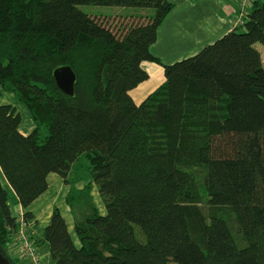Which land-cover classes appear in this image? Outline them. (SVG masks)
Here are the masks:
<instances>
[{"label":"trees","instance_id":"16d2710c","mask_svg":"<svg viewBox=\"0 0 264 264\" xmlns=\"http://www.w3.org/2000/svg\"><path fill=\"white\" fill-rule=\"evenodd\" d=\"M81 6L150 15L115 30ZM173 8L0 0V85L35 123L23 135L20 114L0 105V247L14 264L18 229L3 184L27 209L52 173L71 186L79 244L56 208L36 240L50 264H264V0L244 26L163 64L151 47ZM145 62L163 65L165 82L137 104L131 92L149 79ZM62 66L76 74L74 96L56 85Z\"/></svg>","mask_w":264,"mask_h":264},{"label":"crops","instance_id":"0c3cea01","mask_svg":"<svg viewBox=\"0 0 264 264\" xmlns=\"http://www.w3.org/2000/svg\"><path fill=\"white\" fill-rule=\"evenodd\" d=\"M168 1L174 5V8L172 12L163 21V23L160 25L158 30V39L155 43H173V44L196 43L195 47H197L200 43H210V44L214 43L219 38H221L225 34L233 31L236 27H238L236 25V21L234 17L236 14L234 13V11L236 10V6L239 0H223L224 3L229 5L230 14H231V17L229 18L230 21L229 19L227 20L229 21L228 24L230 25V27L227 30L225 25L223 29L220 28L221 24L219 23L217 25L211 26L209 30L207 31L203 30L202 32H201L202 26L197 24L198 21L194 20V18L195 17L197 18L199 14L198 6H201L200 4L196 5L195 3H191V5L181 8L179 10L180 13L176 15L177 14L176 11L178 10V6L176 2H174V0H168ZM226 17L227 15H224L223 19H227ZM162 27L163 29L161 30ZM198 30L201 33H196ZM152 53L154 54V52ZM154 55L155 57L159 58L163 64H172L184 58L192 56V54H189L188 56H186L187 55L186 54L185 56L175 59L173 61L170 60L163 61L161 57L156 56V54ZM143 66L149 73V79L131 92L137 104H141L144 100L147 99L149 95L154 93L165 82V75L162 70L163 67H161L159 64L152 63L148 65L147 63H143ZM6 95H3V93H1L0 105L13 106V108L16 109L17 113L21 115L22 121L20 125V132L25 136L32 134L35 129L34 121L31 119L30 121L28 120L27 122H23V117H24L23 112L26 109H22L23 108L22 105L17 103L14 94L6 93ZM28 114L30 115L29 112ZM48 184H49L48 191L43 195H41L29 208L24 209L25 212L29 211L32 214L33 217L32 219L34 221V225L36 226V228H38L40 226V223L44 221L46 224L43 229L45 230L46 227L50 224L51 217L54 211V205H57L58 200H62L64 208L61 207L60 211L66 220L69 230L70 229L72 230V227L74 226V220L70 208L66 204V198L70 190V187L67 184H65L64 180L59 175L54 173L48 176ZM5 185L3 184L7 192L13 194L16 197L15 193L10 189V187L6 183ZM47 196H55L56 198L47 202L48 200ZM16 200L18 201L17 197ZM18 206L21 208L19 202H18Z\"/></svg>","mask_w":264,"mask_h":264},{"label":"rangeland","instance_id":"374dc122","mask_svg":"<svg viewBox=\"0 0 264 264\" xmlns=\"http://www.w3.org/2000/svg\"><path fill=\"white\" fill-rule=\"evenodd\" d=\"M174 2H176L177 6H178V10L176 11L177 12L176 15H178L180 13L179 10L181 8H184L185 6L191 5V3H195L196 5L197 4L201 5V6H198L199 14H198L197 18L196 17L194 18V20L198 21L197 24L202 26L201 32L203 30L207 31L210 29L211 26L217 25L219 23L221 24L220 28H222V29L224 28V25L226 27V30L230 27V25L228 24V22L230 21L229 18L231 17L230 7L228 4L224 3L223 0H174ZM238 7H239V1H238V4L236 6V10L234 11V13H237ZM80 9L89 15L101 16V17H105V19L107 18L106 20H108L111 28L115 29V30L127 27L128 26L127 23H128V21H130V20H128L129 18L132 19V17H135V22H136V21L145 20V18L150 15L149 11H143V10L141 11V10H137V9H125V8H120V7L81 6ZM224 15H227V17H226L227 19H223ZM228 19H229V21H227ZM244 24H241V25L239 24V25L244 26ZM162 29H163V27L161 28V30ZM201 32L198 30L196 33H201ZM208 44H210V43H200L197 47H195L196 43H175V44H173V43H155L151 47V51L154 52V54H156V56L161 57L163 61L164 60L173 61L175 59H178V58L185 56L186 54H187L186 56H188L189 54L194 55L199 50H201L204 46H206ZM257 47H258V50L262 54V59H263V63H264V46L258 45ZM145 63H147L149 65V64H152L153 62L152 63L151 62H145ZM172 64H174V63H172ZM160 66L163 67L162 70H163V73H165L164 66L161 64H160ZM159 71H160V69H159ZM4 92H5V94H4ZM1 93H3V95H6V93L7 94L8 93L14 94L17 103L22 105L23 108L21 106L20 107L22 109H26L23 112L24 113L23 114L24 115L23 122H27L28 120L30 121L33 118L31 115V112L29 111V108L27 107V105L21 103L18 100L15 93L5 91L4 88L2 87V85H0V96H1ZM1 101H2V99H1ZM4 106H7V105H4ZM11 107L13 108V106H11ZM13 109H15V108H13ZM28 112L30 113V115L28 114ZM3 183H4V181H3ZM87 183L88 182H80V183H78V186H76V187L77 188L79 187L78 189H82L86 186ZM4 185H5V183H4ZM69 187H71V186H69ZM68 194H69V192H68ZM92 195H93L94 203L97 206L98 210L102 214H105V208H104L103 203L99 197L98 190L95 186H94ZM8 198H9V202H10L11 209L13 211L14 216H17L20 213H22L24 216H26V213H30L29 211L25 212V210L23 208H20L18 206V201L16 200V197L13 194L8 192ZM47 198H48V200H47V202H48V201H51L52 199H55L56 197L55 196H47ZM61 207L64 208L62 200H58L57 205H54V210L56 208L61 210ZM70 211H71V209H70ZM73 220H74V218H73ZM45 224L46 223L44 221H42L38 228H36V226L33 224V226L31 228L25 227V228H23L22 231L19 229L15 233L14 240L10 245L9 253L14 259L17 260V264H50L48 249L44 247L45 245L44 246L40 245L41 250H39L38 245L36 243V240L39 241V239L41 238V236L43 234V230H44L43 228L45 227ZM74 228H75V223H74V226L72 227V230L71 229L70 230L72 232V235L74 237L75 242L77 244H79V240H78L77 235L75 234ZM25 239L30 243V245L33 248L35 246L36 251H37V255H38V259H39L38 263L35 262L33 257L30 255V252L28 251V249H26V243H25L26 240Z\"/></svg>","mask_w":264,"mask_h":264},{"label":"built area","instance_id":"2783aa9c","mask_svg":"<svg viewBox=\"0 0 264 264\" xmlns=\"http://www.w3.org/2000/svg\"><path fill=\"white\" fill-rule=\"evenodd\" d=\"M256 0H239V7L237 9V13H235V21L236 25L240 26L244 24L249 19V15L253 9V3ZM240 24V25H239ZM16 217L17 229L23 230L25 227H32L34 221L31 219H27L22 213L18 214ZM17 232V231H16ZM26 240V239H25ZM26 249L30 252V255L33 257L36 263L39 262L36 248L30 245V243L26 240Z\"/></svg>","mask_w":264,"mask_h":264},{"label":"water","instance_id":"95a60500","mask_svg":"<svg viewBox=\"0 0 264 264\" xmlns=\"http://www.w3.org/2000/svg\"><path fill=\"white\" fill-rule=\"evenodd\" d=\"M57 87L66 95L74 96L77 77L70 66H62L54 71ZM0 264H14L13 260L0 247Z\"/></svg>","mask_w":264,"mask_h":264}]
</instances>
